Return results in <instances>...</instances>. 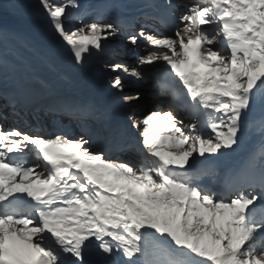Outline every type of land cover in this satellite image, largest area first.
Returning <instances> with one entry per match:
<instances>
[{
    "label": "snow or ice",
    "instance_id": "6c2138e0",
    "mask_svg": "<svg viewBox=\"0 0 264 264\" xmlns=\"http://www.w3.org/2000/svg\"><path fill=\"white\" fill-rule=\"evenodd\" d=\"M40 4L77 62L88 45L102 50L117 32L111 23L68 28L78 0ZM178 19L175 38L128 36L149 45L140 64L166 62L184 113L152 112L141 121L145 155L113 160L92 151L84 135L45 138L0 126V264H264V170L216 166L229 155L221 149L239 147L264 99V0H194ZM112 83L123 88L119 75ZM156 120L167 123L159 133ZM25 149L42 160L41 172L27 166Z\"/></svg>",
    "mask_w": 264,
    "mask_h": 264
},
{
    "label": "rangeland",
    "instance_id": "374dc122",
    "mask_svg": "<svg viewBox=\"0 0 264 264\" xmlns=\"http://www.w3.org/2000/svg\"><path fill=\"white\" fill-rule=\"evenodd\" d=\"M182 9L183 8H181V10ZM66 11L69 10L66 9ZM183 12L184 11H181L180 14ZM48 20L49 18L41 6L40 0H0V48L3 47L5 50H8V56L5 57L6 61L11 62V66L8 68H11L12 66L14 67L13 69L11 68L12 71H10V69H5L7 73L0 75V112L3 111L5 114V108L9 104L13 107L17 106L18 104L15 103V99L18 100V98L19 102L22 104L19 108L28 103V101L24 103L21 99L22 90L26 88L25 83H20L23 80H30L39 85V89L43 90L48 95L44 98L45 101L52 100V98H54V100L61 105H72L73 103L84 104V97L88 99L94 95L95 98H99V92L101 94L102 91L105 92V95L107 94V97L108 95H111V99L118 101L115 105H118V108H120V113L126 114L127 110L134 113L136 111L137 113V108L141 106L140 103L146 104L143 108L144 114L152 112L156 103L155 98L160 96L162 93L155 85L156 82L153 74L157 68H161L162 70L163 67L167 68L168 66L166 65V62H163L162 64L142 65L140 64L141 58L129 56L128 59H131V62L135 64L133 67L138 68L142 75L140 77L132 75L133 78L128 79L127 84L124 85V88L122 89L113 87V84L111 83L107 86L104 85L103 81L106 77H116V73L110 71L107 67L110 64L107 63L108 57H104L103 55L110 44L111 46L109 48H113V42L111 41L115 38V34L114 36H109L107 40L101 41L103 45L102 50L95 49L94 47L90 49L91 54L93 55H89L88 64H93L95 66H93L90 71L91 74L89 73L88 77L83 76L82 74L84 71H80L79 68L78 70L81 75L74 73L72 76H69L65 70L68 59H61V57H57V52H59L62 48V40L59 41L60 43L58 41L51 43L49 39L55 30L53 29V26L44 27L42 25ZM77 22H79V19L72 14L68 18L67 23L71 25L73 24V28L77 29L82 26L77 25ZM93 22L94 21H88L86 24ZM180 24L181 27H183L181 22ZM38 25L42 26L38 27ZM117 46L119 49L125 48L119 42H117ZM127 56L128 54H124L122 58ZM6 61H0L1 71L5 68L4 65L6 64L4 63ZM78 63L81 64V62ZM62 65H64V68H62ZM129 67L131 68V66ZM129 90H131L132 93H127ZM137 95L139 96L138 100L124 99L125 96ZM36 96L43 97L39 94H36ZM37 101L38 98L32 100V108L35 107ZM96 101H98L100 105H103V107H107L100 103L99 100ZM49 102L51 103L52 101ZM16 109L18 108L16 107ZM254 112V120L248 121V124H252L253 122L256 127H259V129H255L254 132L249 131V134L246 129L239 145V147H248L247 149L250 150L248 151L249 155L245 159V164H242V166L246 168H248L250 163H253L255 159L264 156V100L259 101V104H255ZM74 114V112H69V117H75ZM131 120L134 121V118ZM133 121L131 123L127 121L125 123L133 126ZM135 127L133 126L134 129ZM126 138V136L121 139L118 137V140L119 142L124 140L126 141V147L134 148L132 142H129ZM239 147H237V145H233V149H237ZM221 151H223V149H221ZM227 157L228 155L218 162L222 163ZM193 158H195V156Z\"/></svg>",
    "mask_w": 264,
    "mask_h": 264
},
{
    "label": "bare ground",
    "instance_id": "6f19581e",
    "mask_svg": "<svg viewBox=\"0 0 264 264\" xmlns=\"http://www.w3.org/2000/svg\"><path fill=\"white\" fill-rule=\"evenodd\" d=\"M92 1H96V0H92ZM185 3H188L187 5H190V4H192L193 3V0H189V1H187V2H185ZM94 5H100L99 4V1L97 0L96 2H95V4ZM106 7H109V6H107V5H105ZM184 10H185V8H184ZM93 18V19H92ZM92 18H86L85 19V21L81 24L82 26L81 27H83L85 24H86V22L87 21H91V20H93L95 23H99V24H107L109 21H108V19H106V18H103V17H100V18H95V17H92ZM93 22V23H94ZM88 23V22H87ZM73 25V24H72ZM71 24H69V23H67V27L68 28H70V29H74L73 28V26H72ZM205 28H208V27H211L210 25H208V26H204ZM145 30H147V29H145ZM0 31H1V29H0ZM167 36H169V37H173L174 38V33L173 32H167V34H166ZM50 42L52 43H54V42H59V41H61L62 40V38L54 31L52 34H51V37H50ZM116 41H117V39H116ZM116 41H113V47H116V45L115 44H117V42ZM60 43V42H59ZM61 44H62V42H61ZM88 47H89V51H90V49L93 47L92 45H88ZM213 47H215V45H213ZM7 52H8V50H5V48H0V57H2L3 58V60H5L6 61V59H5V57H7L8 55H7ZM69 52H70V54L68 55V57H66L65 56V54H63V53H57V57H61L62 59H68L67 60V74L69 75V76H72L74 73H79V70L80 71H84V73L82 74L83 76H89V73H90V71L92 70V68H93V66H95V65H93V64H91V65H89V64H87V61L89 60V55L91 54V51H90V53L89 52H87V53H84V56H85V61L84 62H82L81 64H82V66H81V64H79L76 60H75V58H74V54L72 53V51H71V49H69ZM148 52H149V49L147 48H142V49H140V58H143V57H145L147 54H148ZM53 54V53H52ZM100 54V53H99ZM91 55H93V54H91ZM128 57H129V55L127 56V57H125V58H121L119 61H122L123 63H125V64H128L129 66H131V67H133L135 64H133V62H131V59H128ZM131 57V56H130ZM87 60V61H86ZM164 61L161 59V60H158V61H156L154 64H162ZM91 63V62H90ZM4 64H6V65H4V69H2V71L0 70V75L1 74H3V73H7L6 72V70L5 69H10V71H12L11 70V68L13 69L14 67L12 66L11 68H8V67H10L11 65V62H9V61H6ZM84 65V66H83ZM80 67H82L81 69H80ZM78 68H79V70H78ZM91 74V73H90ZM117 74V73H116ZM154 75V74H153ZM172 76H174L175 77V74H173ZM177 78L178 77H176V80H177ZM113 81V78H106V79H104V81H103V84L104 85H106L107 86V84H110L111 82ZM98 84V83H97ZM112 84V83H111ZM79 86H80V84H79ZM99 86V85H98ZM97 88V87H96ZM110 89V88H109ZM102 90V89H101ZM100 90V91H101ZM106 90V89H105ZM104 90V91H105ZM183 91H186V90H184V89H182ZM134 91V90H133ZM135 91H137V90H135ZM127 92V91H126ZM132 93V91L131 90H129L127 93ZM98 93V92H97ZM107 95V94H106ZM105 95V92H102L101 91V94H100V92H99V102L100 103H102V104H104L105 106H107L106 108L107 109H109V110H115L116 108H114L113 106L115 105V103H117L118 101H115V99H111V95L109 96L108 95V97ZM104 97H106L105 99V101H101V99H103ZM155 101H156V103H155V106H154V110H168L169 108H170V105H168V97L166 96V95H160V96H158L157 98H155ZM154 101V102H155ZM5 102V101H4ZM54 103H56L55 102V100L54 101H52L51 103L49 102H47L46 103V107L48 108V110H53V111H55V108H56V112L58 113V114H62V115H65V116H67V117H69V112H73V111H80L81 110V108L79 107V106H81L80 104H78V105H67V106H60V110H57V107L58 106H53L54 105ZM60 104V103H59ZM82 104V103H81ZM13 105V104H12ZM110 105H111V107H113V108H111L110 107ZM113 105V106H112ZM118 108V107H117ZM143 106H140V107H138L137 109H138V111H137V113H140V114H142L144 111H143ZM87 107H82V111H84V112H86L87 111ZM119 109L120 108H118V109H116V113H117V115L119 114L120 115V112H119ZM21 110V109H20ZM163 113H165V112H163ZM163 113H161V114H163ZM75 115V117H78V114H74ZM37 116H40V119L41 118H43V120L45 119V114L43 113V112H41L40 114H37ZM74 118V117H73ZM22 122H23V126H24V128L28 131V132H32L33 134H36V135H38V136H43V137H45L46 136V134L44 133V132H41V131H39L38 129H37V127H36V125H35V123L33 122V116H31V115H29V114H24V117L22 118ZM187 122L189 123V121L187 120ZM162 128H164V126L163 127H161L160 129H162ZM48 137H51V135L50 134H48L47 135ZM47 137V138H48ZM46 138V137H45ZM92 149V151H94V152H96L98 149L97 148H95V147H93V148H91ZM130 155V156H129ZM142 155L141 154H138V153H135L134 152V154L132 153V151L131 150H129V149H121V150H117L115 153H111V154H109V158H112L113 160H120V161H125V160H130V159H133V158H139V157H141ZM42 171V167L41 166H37L36 167V172H41Z\"/></svg>",
    "mask_w": 264,
    "mask_h": 264
},
{
    "label": "trees",
    "instance_id": "16d2710c",
    "mask_svg": "<svg viewBox=\"0 0 264 264\" xmlns=\"http://www.w3.org/2000/svg\"><path fill=\"white\" fill-rule=\"evenodd\" d=\"M140 104H141V106H143V107H145V105H146L145 103H140Z\"/></svg>",
    "mask_w": 264,
    "mask_h": 264
}]
</instances>
